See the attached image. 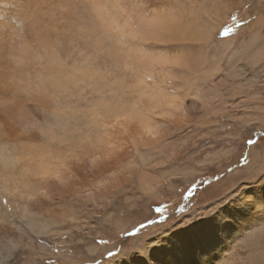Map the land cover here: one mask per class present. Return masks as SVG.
I'll return each instance as SVG.
<instances>
[{"label": "rangeland", "instance_id": "obj_1", "mask_svg": "<svg viewBox=\"0 0 264 264\" xmlns=\"http://www.w3.org/2000/svg\"><path fill=\"white\" fill-rule=\"evenodd\" d=\"M143 2L144 20L173 16L179 28L202 31L192 41L139 42L158 59L144 92L157 91L162 98L173 94L184 114L168 126L166 109L125 90L126 80L136 82L135 67L124 73L118 66L112 69L109 57H99V67L118 89L119 105H133L149 120L162 122V138L138 149L144 159L128 150L117 168L127 166L129 180L109 196L65 200L62 213L76 212V219L55 212L54 227L43 226L42 216H25L21 203L0 188L5 217L0 264H112L124 253L139 258L137 240L157 238L173 227L189 230L228 214L230 205L241 210L246 205L243 215L255 213L256 220L239 221V238L215 264H264V162L258 151L264 148V0ZM249 139L258 143L245 147Z\"/></svg>", "mask_w": 264, "mask_h": 264}, {"label": "bare ground", "instance_id": "obj_2", "mask_svg": "<svg viewBox=\"0 0 264 264\" xmlns=\"http://www.w3.org/2000/svg\"><path fill=\"white\" fill-rule=\"evenodd\" d=\"M143 3L0 0V188L21 203L25 216H42L43 226L58 224L55 212L76 219V212L62 213L65 200L109 196L128 179L127 166L117 168L128 150L144 159L138 149L162 138V122L149 120L133 105H119L118 89L99 67V57H109L112 69L118 66L124 73L135 67L136 82L125 79V90L166 109L168 126L184 114L173 94L162 98L157 91L144 92L158 59L141 44L182 37L192 41L202 31L179 28L173 16L144 20ZM227 209L228 214L189 230L173 227L156 240L139 239V258L124 253L112 264H215L239 238V221L256 220L255 213L243 215L246 205L243 211L234 205ZM37 216L35 221L42 223ZM3 218L0 214L1 223Z\"/></svg>", "mask_w": 264, "mask_h": 264}, {"label": "snow or ice", "instance_id": "obj_3", "mask_svg": "<svg viewBox=\"0 0 264 264\" xmlns=\"http://www.w3.org/2000/svg\"><path fill=\"white\" fill-rule=\"evenodd\" d=\"M123 118L124 117H120V119H123ZM117 124H119V119L117 120ZM148 131H149V133H152V132L155 131V129H148ZM257 143H258L257 140H255V139H249V140H247L245 142V147H247L248 145H255ZM258 151L260 153V159H261V161L264 162V148H258ZM245 163L248 164V163H250V161L246 158L245 159ZM130 235H131V233H130ZM108 255L111 256V255H114V253H112L111 251H109Z\"/></svg>", "mask_w": 264, "mask_h": 264}]
</instances>
